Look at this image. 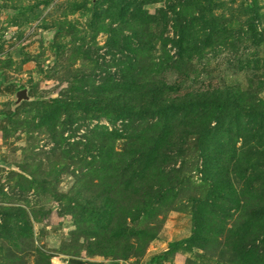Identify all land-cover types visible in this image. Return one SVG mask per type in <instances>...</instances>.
Listing matches in <instances>:
<instances>
[{"label":"rangeland","instance_id":"374dc122","mask_svg":"<svg viewBox=\"0 0 264 264\" xmlns=\"http://www.w3.org/2000/svg\"><path fill=\"white\" fill-rule=\"evenodd\" d=\"M0 264H264V0H0Z\"/></svg>","mask_w":264,"mask_h":264}]
</instances>
